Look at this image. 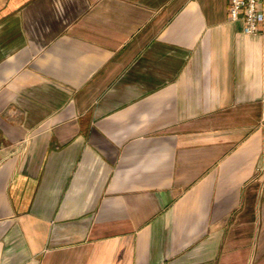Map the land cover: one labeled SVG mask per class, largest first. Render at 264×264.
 I'll return each mask as SVG.
<instances>
[{"label":"crops","instance_id":"obj_1","mask_svg":"<svg viewBox=\"0 0 264 264\" xmlns=\"http://www.w3.org/2000/svg\"><path fill=\"white\" fill-rule=\"evenodd\" d=\"M228 7L0 0V264H264V20Z\"/></svg>","mask_w":264,"mask_h":264},{"label":"built area","instance_id":"obj_2","mask_svg":"<svg viewBox=\"0 0 264 264\" xmlns=\"http://www.w3.org/2000/svg\"><path fill=\"white\" fill-rule=\"evenodd\" d=\"M228 10L231 20L243 21L246 33L260 32V24L264 20V7L260 0H229Z\"/></svg>","mask_w":264,"mask_h":264}]
</instances>
